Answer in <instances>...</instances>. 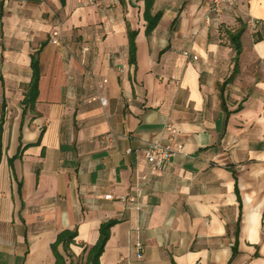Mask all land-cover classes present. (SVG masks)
Masks as SVG:
<instances>
[{"label":"crops","instance_id":"1","mask_svg":"<svg viewBox=\"0 0 264 264\" xmlns=\"http://www.w3.org/2000/svg\"><path fill=\"white\" fill-rule=\"evenodd\" d=\"M212 1L155 0L162 17L147 35L145 0H0V264H56L52 244L75 229L70 254L58 250L85 264L108 220L101 264H264V0L220 15ZM241 22L229 81L227 32ZM153 141L176 150L163 171L147 163Z\"/></svg>","mask_w":264,"mask_h":264},{"label":"trees","instance_id":"2","mask_svg":"<svg viewBox=\"0 0 264 264\" xmlns=\"http://www.w3.org/2000/svg\"><path fill=\"white\" fill-rule=\"evenodd\" d=\"M155 0H145L146 7L144 12L145 22L146 25V33L147 35H151L152 32L155 30L159 21L161 20L162 13L153 14L152 6ZM0 15H2L0 13ZM247 25L243 22L240 23L239 28L235 31L227 32L229 35V39L231 42L232 47L235 50V69L233 71L232 76L230 77L229 81L237 74L239 68V59L242 53V35L244 34ZM137 32L129 31V40H130V61L135 62V55H136V38ZM48 43V41L43 42L31 55V69H32V77L31 82L28 86V90L25 94L24 98V105L25 111L27 107L31 110L35 109V104L39 95V82L41 77L40 71V54L43 47ZM6 119V106L3 104L1 108V119H0V163L3 156V132H4V124ZM236 190L238 192V186H236ZM118 223V220H108L103 222L100 226V236L99 240L96 245L89 248L88 255H87V262L85 264H101L100 258L103 254V251L107 245V242L111 236V229L112 227ZM78 234L77 230H65L61 232L57 240L52 244L53 252L56 256L57 262L56 264H66L63 256L60 254L58 247L59 245H63L64 251L70 254V246L71 244L75 243L76 235ZM72 264V263H70Z\"/></svg>","mask_w":264,"mask_h":264},{"label":"built area","instance_id":"3","mask_svg":"<svg viewBox=\"0 0 264 264\" xmlns=\"http://www.w3.org/2000/svg\"><path fill=\"white\" fill-rule=\"evenodd\" d=\"M81 2H88L89 4H96L97 0H80ZM232 1L235 0H213L211 5L212 10L220 15L226 12L229 8V5ZM253 25L258 26L259 21L255 20L251 22ZM62 35L61 30L58 28L53 29L51 36H50V42L56 46H60L62 44ZM185 54L188 55L186 52ZM196 58V57H195ZM197 59V58H196ZM108 82L107 79H104L102 83L98 84L99 87H103ZM93 100H99L102 105H107V99L104 96L96 95L93 97ZM167 130L173 134L176 133L177 130L175 127L168 125ZM181 146L178 145L177 148H180ZM176 150L172 148L170 145H165L160 141H153L151 142L145 151V157L147 160V163L151 167L152 171H163L165 170L172 161L173 156L175 155ZM145 177H143L144 179ZM134 194L129 195L126 199L127 201L131 203H136L138 199L144 194L143 187L141 184H138L136 191H134ZM138 256L141 258L143 257V250L144 247L142 244H137L136 246Z\"/></svg>","mask_w":264,"mask_h":264}]
</instances>
